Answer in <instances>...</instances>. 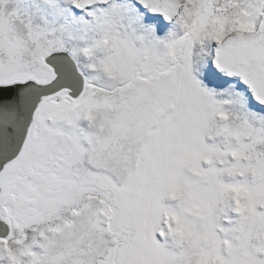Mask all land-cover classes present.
Segmentation results:
<instances>
[{"label": "snow or ice", "instance_id": "obj_1", "mask_svg": "<svg viewBox=\"0 0 264 264\" xmlns=\"http://www.w3.org/2000/svg\"><path fill=\"white\" fill-rule=\"evenodd\" d=\"M0 264H264V0H0Z\"/></svg>", "mask_w": 264, "mask_h": 264}]
</instances>
